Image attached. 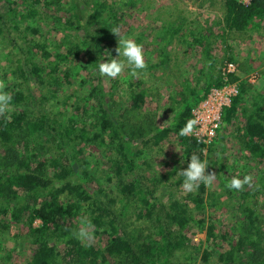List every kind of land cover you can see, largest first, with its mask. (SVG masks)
I'll use <instances>...</instances> for the list:
<instances>
[{"label":"trees","instance_id":"1","mask_svg":"<svg viewBox=\"0 0 264 264\" xmlns=\"http://www.w3.org/2000/svg\"><path fill=\"white\" fill-rule=\"evenodd\" d=\"M208 1L209 5L213 4V0ZM57 3L60 0H0L3 46L18 48L20 53L13 59L11 72L14 75L27 79L31 73L41 84H45V78L50 77L56 86L64 75L71 73L67 71L70 68L67 65L69 56L90 47V41L93 43L83 36L81 40L69 43L65 53L56 51L52 55L48 42H39L35 38L39 26L26 25L25 29L32 35L28 38L22 35L25 44L18 46L16 36L11 37V32L20 28L19 22L39 16L41 12L45 14L47 22L54 16L53 22L57 23L53 24L62 32L73 29L90 34V26L96 24L97 29L92 31L95 32L93 37L98 53L107 50L104 49L105 44L100 45L103 39L107 40L106 44L111 48H117L114 33L107 39L120 19L116 15L119 9L113 4L93 2V11L85 22L78 16V6L74 1L66 3L65 13L57 15L53 12L48 14L39 8L49 6V9L60 11V8L53 7ZM221 3L223 26L228 32L244 35L249 30L258 32L264 28V0H251L246 6L238 0H221ZM186 18L185 14H181L176 19L177 24H164L158 29L159 32L153 37L157 45V60L151 64L152 67L158 68L170 62L168 45ZM202 30L199 28L196 31L199 36H194L192 41L204 42L205 65L199 69L197 80L192 83L185 80L179 90L171 89L166 93L165 97L171 100V105H166L170 108V117L160 123L156 121V106L149 108V104L146 107L154 96L159 98L160 90L156 85L159 78L155 81L148 79L149 85H143L147 80L144 81L140 76L132 79L126 75L114 79L112 87L120 84L118 81L124 84L123 91H118V97L115 91H104L101 84H94L93 90L84 96V101L75 102L80 113L66 121L50 116L45 107L33 115L26 107L30 100L28 93L20 87L7 90L13 96V104L10 119H0V145L3 146L0 148V235L13 222L26 223L34 243L27 264H99L105 262V255L111 257V264H193L195 246L188 237L187 228L194 224L198 228L205 226V202L200 193L193 195L188 192L186 197L189 200L183 199L176 194L175 188L184 180L179 172L185 169V163L190 162V156L195 153L204 161L213 149L217 157L207 161V168L217 165L216 169H220L218 173L223 181L219 183L224 185L222 192L226 194L225 201L233 202V205L229 210V228L218 233L214 221H209L205 226L202 259L207 262L211 253H215L216 261L221 264H264V197L258 199L259 195L264 196V97L257 95L259 89L256 90L246 78H240L237 72L230 74L231 80L239 81L240 91L231 104L223 109L222 124L212 143L204 144L192 136H179L184 146L181 159H185L184 163L177 161L176 167H169L163 173L153 171L149 175L148 170L140 166L144 161H137L145 146L159 144L171 130L179 131L187 121L192 120L191 109L206 96L212 85L223 82L220 68H214L215 57L210 53L212 40L208 38L212 34L203 33ZM202 37L205 41H202ZM29 42L33 43V49L28 45ZM87 51L90 52L93 65L98 66L100 63L95 56H91V48ZM232 57L227 56V60L235 62ZM60 66H63L61 72ZM43 72L46 75L43 76ZM121 93L125 94L124 98H120ZM91 98L96 101L88 107ZM162 102L164 106L165 101ZM89 108L93 111V119L86 117ZM22 130L28 131V136L20 134ZM35 132L51 134L50 139L55 142L60 153L54 155L53 152L44 151L48 154L45 155L41 153L43 145L29 146L34 141ZM229 136L234 138L237 149L243 151L246 158L239 168L241 155L222 159ZM19 139L23 141L21 149L15 147V141ZM84 144L107 158L109 166L106 165L101 174L88 169V158L95 153L88 152V148L82 154ZM205 147H208L206 154L203 151ZM113 150L115 155L112 154ZM252 159L258 161L254 169L248 165ZM49 168L58 170H53L51 174ZM240 170L242 173L238 175ZM72 173L78 181L68 177ZM246 174L254 178L250 189L245 186L243 191L237 192L226 187L225 183L232 177L242 178ZM101 175L113 185L108 186L103 182L104 178L99 179ZM54 179H59L57 181L60 183L55 185ZM112 186L117 190L114 197L107 192ZM159 187H164L165 192L156 193ZM116 200L121 206L114 210L110 204ZM217 200L216 203L220 204V200ZM188 201H194L200 217H195V211ZM216 203L213 205H219ZM81 217L91 220L95 235H107L103 249L95 245L84 247L75 238L73 233L78 229ZM35 219L40 220L38 226L32 225ZM2 249L0 237V256Z\"/></svg>","mask_w":264,"mask_h":264},{"label":"rangeland","instance_id":"2","mask_svg":"<svg viewBox=\"0 0 264 264\" xmlns=\"http://www.w3.org/2000/svg\"><path fill=\"white\" fill-rule=\"evenodd\" d=\"M71 1L77 3L78 9L76 12L83 22H85V19L88 18V15L93 11V2L95 1H105L108 4H113L119 9L116 15L120 16V19L117 21L118 26L115 28L120 29L121 37L133 38L137 43L143 46L145 60L148 64L147 73H141L140 75L144 81L147 80L143 85H149L150 80L155 81L156 78H159L156 84L160 90L159 100L154 96L152 101L146 104V107L151 104L149 108L156 106L155 116L157 123H160L164 118L170 117V108L166 105H171V100L169 97H165L166 93L171 89L179 90L185 80H188V82L191 83L195 79L197 80L199 69L205 65V50H203L204 42L200 43V41H192L194 36H199L196 34V31L199 30V28L203 29V33L211 32L210 34H212L208 40H212L210 53L215 57L213 64L214 68L217 70V68L227 60V56H233L232 58H234L237 65L236 72L240 75V78H246L254 85L256 90L259 89L257 95H259V97H264V28H260L258 32L249 30L245 32L244 35L242 33L228 32L223 26L221 0H213V4L211 5H209L210 3L208 0H132V2H130L131 0H60V3H57V6H53L60 8V11L53 10V8L49 9V6H40L39 8L47 11L48 14L53 12V14L55 13L54 15H57V13H65V5L69 4ZM61 8H63V11H61ZM181 14H185L187 18L186 21L180 25L181 29L173 34L172 41L168 45V49H170L171 53L170 62L161 64L158 68L152 67L151 64L157 60L155 49L157 45L153 37L156 36V33L159 32L158 29H161L160 27H162V25L172 24L173 22V25L177 24L176 22L178 21L176 19ZM66 16H68L67 10ZM66 16L65 18H67ZM50 19L52 20L47 22L45 14L41 12L39 16H35L34 18L30 17L26 21L19 22L18 25L20 28L18 30H13L11 32V37L16 36L15 40L18 46L24 45L25 38L22 35H26L27 38L29 35H32V33H29L28 29H25V26L38 25L39 31L35 34V36L37 35L35 38L37 40L39 39V42L47 41L49 45L48 48L51 52L53 51L52 55L56 51L65 53L69 43H72V41H79L83 36H85V39L92 40L93 43L90 41V47H85L79 52L76 51V53H72V55L69 56L70 58L68 60L69 62L67 61V65L70 68L67 71H71V73L64 75L61 82L55 86V83L50 77L47 79L45 78V84H41L31 73H29L27 79L14 75L11 72V67L12 65L14 66L13 59L20 55V53L18 52V48H13V46L11 49L8 47L5 48V46H3L5 44L4 37L0 34V80L6 82L8 88L6 91L13 87H20L22 91L29 95L30 100L26 107L33 113V115H37L45 107L48 109L50 116L54 115L62 121H66L71 116L76 117L77 114L80 113V111L76 109L75 102L79 100L84 101V96H86L90 90H93L94 84H101L104 91H115V95L118 97V91L121 90L122 92L124 88L123 81H118L117 83L120 84H114L113 88L111 84H113L114 79L101 77L99 75V64L98 66L93 65L92 59L90 58V52L87 51V49L91 48V56H95L99 63L111 60L117 55L114 50L115 48H111L112 46L107 45V40L105 39L100 42V45L105 44L106 47L104 49H107L108 51L106 50L105 53H98L99 50L95 46L93 37L95 32L92 31L93 29H97L98 26L96 24L91 25L89 29L91 32L90 34L88 31H74L73 29H70L68 32H62L53 24L57 23V21L53 22L54 16L50 17ZM6 23H8V21ZM73 28H75V26H73ZM21 31L22 33L25 32L27 34L19 33ZM109 33L110 35L107 39L110 38L112 31ZM114 36L118 42L117 36L115 34ZM201 39L202 41H205V38L202 37ZM28 45L33 49L32 42H29ZM38 61H41V59H38ZM62 67L63 66H60V72L63 71ZM44 75H46L45 72H43V76ZM126 75L127 72H125L124 76ZM52 90L55 91V93ZM121 97L124 98L125 94L121 93L120 98ZM94 100L95 98L89 100V103H87L88 107L89 104H93ZM257 100H259V98H257ZM162 101H165L164 106ZM92 112V109L89 108L87 116H84L88 119H93ZM20 134L28 136L29 132L22 130ZM50 135L44 134V132H39V134L35 132L34 141L30 142L29 146L39 147L40 145H43L44 148L41 153L48 151L49 153L53 152L54 155H58L60 151L55 146V142L53 140L51 141ZM229 137L230 139L226 140V152L222 159L225 160L227 157L232 159L234 156L241 155L238 160L239 168L240 165L243 166L246 158L243 155V151L239 152L237 149L238 145L234 141V138L231 136ZM180 139L179 131L171 130L168 135L159 142V144L145 146L143 152L139 154L137 158L139 163L144 161L140 164L141 168L143 170H148L150 175L153 171L163 173L164 171H167L169 167L173 169V167L177 166V161L184 163L185 159L181 160L184 146ZM15 147L20 149L23 148L22 139L15 141ZM0 148L2 149L3 146L0 145ZM207 148L208 147L204 148V153L207 151ZM177 149L180 151H177ZM87 150L88 152L92 151L95 153L93 155L91 154L90 158H88V169L101 174L102 169H104L106 165L109 166L107 158L105 156H100L98 152L96 153L94 148L90 149L88 144H84V151L82 154L86 153ZM112 154L115 155L116 153L114 152ZM215 157H217V154L213 149L211 150V153L204 158V161H212ZM248 165L253 166L252 169H254V166H258V161L253 159L249 160ZM184 166L187 168L188 163H185ZM216 168L217 165H212V167L206 169V173L215 172L217 175V179L213 186L207 188L201 184L202 186L193 191L192 194H202V199L205 202L204 215L207 220L205 226L209 221H214L216 230L218 233H221L225 231L226 228L230 227L229 221L231 220L229 210H231L233 202H230V204L225 201L226 194L222 192L224 191V185L219 183L220 181H223V179L220 178V173H218L220 169L217 170ZM49 170L52 174L53 170L57 171L58 168H49ZM241 173L242 171L240 170L238 175ZM174 175L175 177L177 176V174ZM68 177L73 181H78V178H76L77 176L73 173ZM103 178L105 179L102 175L99 177V179ZM54 180L55 185L60 183L57 181L59 179ZM103 182L107 183L108 186L113 185V182H108L106 179L103 180ZM182 184L183 182L180 183L179 187L175 188L176 194L183 199L189 200V198L186 197L188 192L183 190ZM111 188L112 189L110 190L109 188V191L107 192H110L111 197H114L117 190L114 186ZM247 189H250V187L248 186ZM161 192H165L164 187H159L156 190V193ZM63 196H65V194ZM70 196H74V194H70ZM263 197V195H259L258 199L261 200ZM116 199L118 198L116 197ZM216 200H220L221 205L218 202L216 203ZM213 203L219 205H213ZM188 204L192 210L195 211V217H200V212L194 207V201H188ZM120 206L121 203L118 200H116L115 203L110 204V207L114 210L119 209ZM262 212L264 213V210H262ZM39 223L40 220L35 219L33 220L32 225L38 226ZM79 226L80 223L78 224V228ZM205 226H203V228H198L197 225L194 224V226L192 225L187 228L188 237L195 246L193 264H221L216 261L215 253H211L207 262L202 259V249L205 245ZM0 237L3 244L0 264H27L30 261L34 243L32 242L33 237L29 234L25 222L11 223L8 229L1 231ZM106 240L107 235L100 233L95 235V242L93 245L96 247L99 246L103 249ZM225 241L226 240H224V242ZM110 262H112L111 257L105 255V262L102 261L99 264H111Z\"/></svg>","mask_w":264,"mask_h":264},{"label":"clouds","instance_id":"3","mask_svg":"<svg viewBox=\"0 0 264 264\" xmlns=\"http://www.w3.org/2000/svg\"><path fill=\"white\" fill-rule=\"evenodd\" d=\"M118 38V46L115 49L117 55L111 60L101 62L98 72L101 77L117 79L124 77L127 72V78H137L141 73L146 74L148 64L145 60L143 46L136 42L133 38L121 37L120 29H111ZM7 84L4 80H0V119L8 121L12 111L13 96L6 91ZM198 120L192 119L186 122L185 126L179 130L180 137H187L195 134ZM177 151H180L177 149ZM208 162L202 161L199 156L193 153L190 156V162L187 168L180 170L179 174L184 177L182 188L185 192H193L197 190L201 184L207 188H211L217 179L215 172L206 173ZM253 176L246 174L242 178L238 176L232 177L226 184L230 190L237 192L243 191L245 186H252ZM79 228L74 231L73 235L80 241L84 247H91L95 242L94 226L87 217H81Z\"/></svg>","mask_w":264,"mask_h":264},{"label":"built area","instance_id":"4","mask_svg":"<svg viewBox=\"0 0 264 264\" xmlns=\"http://www.w3.org/2000/svg\"><path fill=\"white\" fill-rule=\"evenodd\" d=\"M243 5H248L251 0H238ZM220 68V75L223 80L220 85H212L206 96L200 100L192 109V119L198 120L195 137L204 144L210 143L222 124L223 109L229 106L233 98L239 94L240 87L238 80H231L230 74L237 71L234 61H224Z\"/></svg>","mask_w":264,"mask_h":264}]
</instances>
